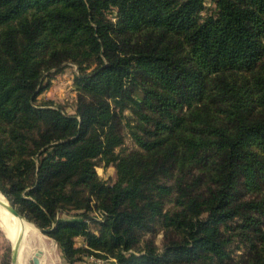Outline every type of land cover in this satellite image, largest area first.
Listing matches in <instances>:
<instances>
[{
	"label": "trees",
	"instance_id": "1",
	"mask_svg": "<svg viewBox=\"0 0 264 264\" xmlns=\"http://www.w3.org/2000/svg\"><path fill=\"white\" fill-rule=\"evenodd\" d=\"M211 3L0 0V192L66 262L264 264V0ZM65 60L73 113L34 103Z\"/></svg>",
	"mask_w": 264,
	"mask_h": 264
},
{
	"label": "rangeland",
	"instance_id": "2",
	"mask_svg": "<svg viewBox=\"0 0 264 264\" xmlns=\"http://www.w3.org/2000/svg\"><path fill=\"white\" fill-rule=\"evenodd\" d=\"M205 3L208 6L212 5L211 0H205ZM113 15L114 13L112 11L107 12L108 17H112ZM92 66L93 64H91L85 70L88 71ZM75 73H77V66L71 60H65L61 62L58 66L45 70L40 77L41 90L35 96L34 103L35 104H39L43 102L51 103L50 105L53 107H61L65 112L73 113L75 97H76V91L74 89V84H73V76ZM123 113L127 116L129 115V111L127 109L124 110ZM129 119H131V115L129 116ZM128 131L129 130L127 126L123 125L122 127L123 142L119 147L115 148L116 151L124 152L136 148V145L133 142L132 138L130 137ZM98 170L99 171L95 169L98 178L105 181H111L114 178V169L111 165H108L106 167L100 166ZM171 206H172L171 201L169 199H166V202L164 204V210L170 208ZM77 213H78L77 210H73V209L60 210L57 212V215L61 218L69 219L72 217H78ZM87 213L89 217H94L96 219H100L102 214V212L99 211L98 209H92ZM261 221H262L261 225L264 228L263 216L261 217ZM93 224H94L93 222H90V225ZM42 234L45 236L44 243L51 250V252L45 253L39 249L40 253L37 257L41 258V264H112L111 258L106 259L91 254L84 255L81 258V260L75 261L73 263H68L62 258L56 246V243L54 244L55 241L50 236H48L46 232ZM161 236H162L161 229H158L155 235V243L157 245L160 244ZM73 243L74 245H82L83 240L81 237L77 236L74 238ZM234 243L238 245L237 249L233 252V254L237 256L239 255V253H241V251H243V246L240 242H237V240ZM10 249H11L10 242L7 240L4 233L0 229V264H11ZM26 264H34L32 261L31 254L28 256Z\"/></svg>",
	"mask_w": 264,
	"mask_h": 264
},
{
	"label": "bare ground",
	"instance_id": "3",
	"mask_svg": "<svg viewBox=\"0 0 264 264\" xmlns=\"http://www.w3.org/2000/svg\"><path fill=\"white\" fill-rule=\"evenodd\" d=\"M6 202L7 199L0 193V229L10 243L18 241L16 255L11 264H26L28 256L31 254L33 257L37 249L50 253L51 250L44 243L45 236L37 229V225L21 215L10 213L4 206ZM37 260V264H41V258L37 257Z\"/></svg>",
	"mask_w": 264,
	"mask_h": 264
},
{
	"label": "water",
	"instance_id": "4",
	"mask_svg": "<svg viewBox=\"0 0 264 264\" xmlns=\"http://www.w3.org/2000/svg\"><path fill=\"white\" fill-rule=\"evenodd\" d=\"M5 208L12 214L14 215H20L14 208L13 206L8 202L4 204ZM37 229L41 232V233H45L47 232L49 229H46V228H42V227H39L37 226ZM17 243L18 241L16 240L14 243H10V246H11V249H10V256H11V263L13 261V259L15 258V255H16V251H17ZM40 253V250H36L34 251V255L32 257V261L34 264H37L38 260H37V256L39 255Z\"/></svg>",
	"mask_w": 264,
	"mask_h": 264
}]
</instances>
